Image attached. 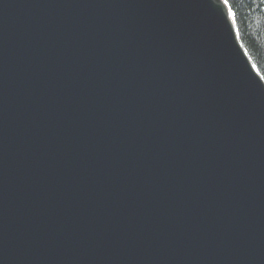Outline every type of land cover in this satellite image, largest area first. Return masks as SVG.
<instances>
[{
    "label": "water",
    "instance_id": "1",
    "mask_svg": "<svg viewBox=\"0 0 264 264\" xmlns=\"http://www.w3.org/2000/svg\"><path fill=\"white\" fill-rule=\"evenodd\" d=\"M0 264H264V79L223 0H0Z\"/></svg>",
    "mask_w": 264,
    "mask_h": 264
},
{
    "label": "trees",
    "instance_id": "2",
    "mask_svg": "<svg viewBox=\"0 0 264 264\" xmlns=\"http://www.w3.org/2000/svg\"><path fill=\"white\" fill-rule=\"evenodd\" d=\"M254 67L264 79V0H223Z\"/></svg>",
    "mask_w": 264,
    "mask_h": 264
}]
</instances>
